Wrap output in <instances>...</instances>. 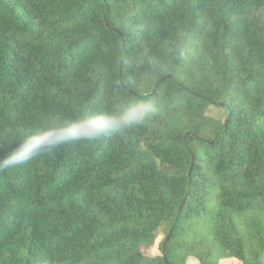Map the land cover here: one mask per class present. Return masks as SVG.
<instances>
[{
  "label": "trees",
  "instance_id": "16d2710c",
  "mask_svg": "<svg viewBox=\"0 0 264 264\" xmlns=\"http://www.w3.org/2000/svg\"><path fill=\"white\" fill-rule=\"evenodd\" d=\"M136 99L0 172V264H264V0H0V141Z\"/></svg>",
  "mask_w": 264,
  "mask_h": 264
},
{
  "label": "clouds",
  "instance_id": "9594fccd",
  "mask_svg": "<svg viewBox=\"0 0 264 264\" xmlns=\"http://www.w3.org/2000/svg\"><path fill=\"white\" fill-rule=\"evenodd\" d=\"M157 111L149 99H136L115 111H100L86 116L65 118L56 115L46 119L25 134L22 139L0 141V145L15 144L0 155V172L14 170L30 163L53 149L66 144H95L117 134L134 131L143 126Z\"/></svg>",
  "mask_w": 264,
  "mask_h": 264
},
{
  "label": "rangeland",
  "instance_id": "374dc122",
  "mask_svg": "<svg viewBox=\"0 0 264 264\" xmlns=\"http://www.w3.org/2000/svg\"><path fill=\"white\" fill-rule=\"evenodd\" d=\"M206 114L210 117L216 118V119H223L225 116V110L223 108L220 107H216V106H208L207 110H206ZM163 237V233H160L155 242L153 247L150 249V253L152 254H160V248H159V244L160 241ZM223 264H240L239 261H234V260H226L224 262H222ZM185 264H198V260L193 258V257H188L185 261Z\"/></svg>",
  "mask_w": 264,
  "mask_h": 264
}]
</instances>
